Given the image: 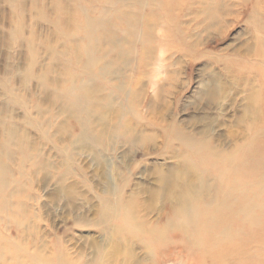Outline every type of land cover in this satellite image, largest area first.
Here are the masks:
<instances>
[{
	"label": "rangeland",
	"instance_id": "rangeland-1",
	"mask_svg": "<svg viewBox=\"0 0 264 264\" xmlns=\"http://www.w3.org/2000/svg\"><path fill=\"white\" fill-rule=\"evenodd\" d=\"M53 1L0 0V164L10 181L0 264L103 263L116 209L155 219L164 210L150 194L160 190L155 172L167 177L165 198L180 190L194 174L182 144L203 135L217 148L238 146L247 88L264 100V0H227L217 22L210 11L183 19V45L164 48L159 64L157 42L128 56L119 40L75 67L65 40L78 46L66 13L74 0H61L59 16ZM59 18L67 38L53 26ZM73 85L86 101L67 99Z\"/></svg>",
	"mask_w": 264,
	"mask_h": 264
},
{
	"label": "bare ground",
	"instance_id": "bare-ground-1",
	"mask_svg": "<svg viewBox=\"0 0 264 264\" xmlns=\"http://www.w3.org/2000/svg\"><path fill=\"white\" fill-rule=\"evenodd\" d=\"M253 1L258 5L262 0ZM60 2L53 1L58 16L65 11ZM226 2L74 0L66 13L70 33L75 34L79 43L73 48L75 44L65 39L69 49L67 65H79L84 62V55L91 60L97 46L119 40L126 42L124 51L128 56L152 41L157 42L154 62L159 64L164 48L177 49L183 45V19L203 17L210 11L209 19L218 20L228 9ZM11 6L18 9L16 13L20 17L18 4L11 2ZM53 26L63 37H68L62 30L61 19ZM20 29L18 20L13 33L19 35ZM113 49H104L101 59H106ZM99 70L98 65L88 71V80L96 79ZM63 93L74 104L86 101L87 91L75 85L68 86ZM263 110L264 100L249 86L242 111L247 119L243 122L245 135L238 146L229 150L225 145L217 148L203 135L183 143L182 160L194 165L192 180L183 183L180 190L173 189L165 198L162 184L165 185L167 177L156 171L160 190L150 194L153 199L162 196L164 210L155 219H143L126 208H117L113 218L118 221L112 238L115 244L109 246L101 264H109L110 258L119 264H264ZM9 183L2 163L0 207L6 204L4 191Z\"/></svg>",
	"mask_w": 264,
	"mask_h": 264
}]
</instances>
